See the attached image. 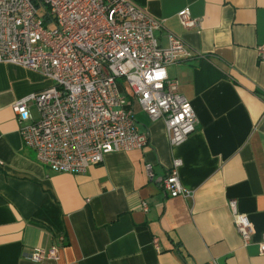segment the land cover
Masks as SVG:
<instances>
[{
	"label": "crops",
	"instance_id": "1",
	"mask_svg": "<svg viewBox=\"0 0 264 264\" xmlns=\"http://www.w3.org/2000/svg\"><path fill=\"white\" fill-rule=\"evenodd\" d=\"M129 1L162 21L159 46L173 35L192 51L167 73L191 104L195 132L171 149L163 121L138 120V111L146 146L110 153L82 174L53 173L23 145L12 111L51 82L0 65V264H264V61L256 53L264 45V0ZM183 9L197 28L182 29ZM173 159L181 160L189 199L161 190ZM231 201L253 227L247 247ZM53 246L57 261L28 259Z\"/></svg>",
	"mask_w": 264,
	"mask_h": 264
},
{
	"label": "built area",
	"instance_id": "2",
	"mask_svg": "<svg viewBox=\"0 0 264 264\" xmlns=\"http://www.w3.org/2000/svg\"><path fill=\"white\" fill-rule=\"evenodd\" d=\"M177 19L184 30L198 27L188 9ZM161 28L162 21L129 0H0V65L18 66L51 82L12 105L21 141L39 164L53 173L82 174L110 153L141 149L147 134L137 131L136 107L149 122L163 121L171 149L195 132L191 104L167 73L193 53L173 35L167 47L159 46L155 34ZM256 53L264 61V45ZM180 166V159L171 161L160 187L170 198L189 199ZM145 168L151 178V166ZM228 207L247 247L251 222L235 202ZM142 209L148 210L145 204ZM153 245L158 249L157 239ZM258 252L264 255V232ZM28 259L57 261L58 248L35 249Z\"/></svg>",
	"mask_w": 264,
	"mask_h": 264
},
{
	"label": "rangeland",
	"instance_id": "3",
	"mask_svg": "<svg viewBox=\"0 0 264 264\" xmlns=\"http://www.w3.org/2000/svg\"><path fill=\"white\" fill-rule=\"evenodd\" d=\"M138 111H139V110H138V108L136 107V108H135V112H136V114L138 113ZM137 119H138V120H141V119H145V117H144L143 114H139Z\"/></svg>",
	"mask_w": 264,
	"mask_h": 264
}]
</instances>
